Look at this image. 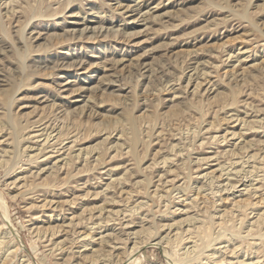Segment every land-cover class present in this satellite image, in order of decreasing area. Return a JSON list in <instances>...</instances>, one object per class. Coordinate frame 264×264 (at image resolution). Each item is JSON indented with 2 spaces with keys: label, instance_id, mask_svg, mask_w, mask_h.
<instances>
[{
  "label": "rangeland",
  "instance_id": "obj_1",
  "mask_svg": "<svg viewBox=\"0 0 264 264\" xmlns=\"http://www.w3.org/2000/svg\"><path fill=\"white\" fill-rule=\"evenodd\" d=\"M0 264H264V0H0Z\"/></svg>",
  "mask_w": 264,
  "mask_h": 264
},
{
  "label": "bare ground",
  "instance_id": "obj_2",
  "mask_svg": "<svg viewBox=\"0 0 264 264\" xmlns=\"http://www.w3.org/2000/svg\"><path fill=\"white\" fill-rule=\"evenodd\" d=\"M8 115V114H7ZM131 116V115H130ZM136 141V140H135ZM236 183V182H235ZM199 190V189H198ZM249 229V228H248ZM238 235V234H237ZM250 236V235H249ZM2 242V241H1ZM205 249V248H204Z\"/></svg>",
  "mask_w": 264,
  "mask_h": 264
}]
</instances>
